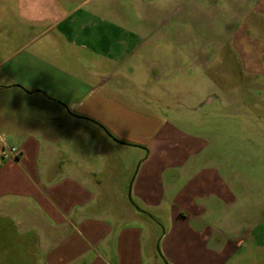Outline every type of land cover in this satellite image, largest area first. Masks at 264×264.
Wrapping results in <instances>:
<instances>
[{"label": "crops", "instance_id": "0c3cea01", "mask_svg": "<svg viewBox=\"0 0 264 264\" xmlns=\"http://www.w3.org/2000/svg\"><path fill=\"white\" fill-rule=\"evenodd\" d=\"M89 1L0 5L21 38L0 47V264H225L262 254L264 226L233 218L249 205L247 183L204 158L203 142L182 140L153 90V36L162 44L170 34L107 22ZM5 144L19 155H5ZM171 165L184 171L169 175Z\"/></svg>", "mask_w": 264, "mask_h": 264}, {"label": "rangeland", "instance_id": "374dc122", "mask_svg": "<svg viewBox=\"0 0 264 264\" xmlns=\"http://www.w3.org/2000/svg\"><path fill=\"white\" fill-rule=\"evenodd\" d=\"M89 2L86 6L99 8L107 22L142 33L155 32L162 24V32L170 34L169 42L162 44L155 40L159 33L153 36L151 61L161 75L153 90L161 96L159 102L165 104L168 118L173 121L172 116L176 117L182 140L195 137L203 142L204 158L223 162L231 176L247 183L249 205L244 199V210L234 212L233 218L253 228L264 226V13L256 11L255 0ZM8 15L0 14V47L14 48L21 41L19 24ZM144 15L153 19H143ZM241 51L255 66L251 71L244 67ZM196 95L205 103L197 110L191 108ZM133 160L125 161V167H131ZM174 166L167 169L169 175L184 171ZM169 211L160 212L164 231L172 226ZM210 216L209 212L200 213L206 223ZM199 222L188 223L197 228ZM248 255L225 264H264V251Z\"/></svg>", "mask_w": 264, "mask_h": 264}, {"label": "built area", "instance_id": "2783aa9c", "mask_svg": "<svg viewBox=\"0 0 264 264\" xmlns=\"http://www.w3.org/2000/svg\"><path fill=\"white\" fill-rule=\"evenodd\" d=\"M20 151L16 147H11L7 144H5V150L4 154L5 155H11L17 157L19 155Z\"/></svg>", "mask_w": 264, "mask_h": 264}, {"label": "water", "instance_id": "95a60500", "mask_svg": "<svg viewBox=\"0 0 264 264\" xmlns=\"http://www.w3.org/2000/svg\"><path fill=\"white\" fill-rule=\"evenodd\" d=\"M129 197L131 198V195L129 194ZM158 250L160 251V247L158 246ZM166 264H168L167 262H166Z\"/></svg>", "mask_w": 264, "mask_h": 264}]
</instances>
